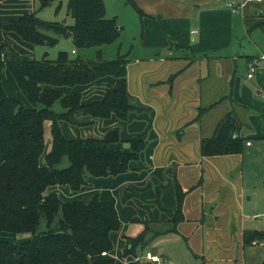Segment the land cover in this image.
I'll return each mask as SVG.
<instances>
[{"label":"crops","instance_id":"1","mask_svg":"<svg viewBox=\"0 0 264 264\" xmlns=\"http://www.w3.org/2000/svg\"><path fill=\"white\" fill-rule=\"evenodd\" d=\"M135 2L143 11L133 34L138 40L136 53L130 59L129 52L122 54L128 59L127 95L142 110L131 112L126 120L114 114L109 118L83 116L87 124L61 120L59 126L69 138H100L118 127L125 148L132 138L142 139L146 145L139 160L131 161L124 173L88 176L87 184L78 191L69 186H56L54 190L63 200L87 202L95 193L103 200L115 198L121 224L110 233L113 264H157L146 258V253L157 255L158 264H264V241H243L245 230L261 231V226L245 225L247 214L238 215L234 225L229 211V205L234 204L232 195L227 192L223 199L219 196L228 184L226 173L242 158L241 154L202 156L199 150L200 139L209 136L231 108L249 126L243 129L250 141L245 147L252 146V139L264 142V59L260 58L264 55V0ZM34 7V0H1L0 20L15 19L33 12ZM4 40L19 52L21 48L31 51V43L1 28L0 41ZM119 40L97 50L107 55L111 49L105 53L104 47L109 45L117 56L123 47ZM76 52L71 48V53ZM81 53L86 58L76 57L89 58L86 51ZM249 61L258 64L252 78L246 76ZM238 69H245V74H239ZM6 70L4 89L6 79L14 89L12 94L5 90L7 95L27 104ZM114 83V77L106 75L88 84L63 86L62 90L64 94L80 92L82 102L88 103L103 97ZM199 107L207 109L197 118ZM55 108L59 109L57 105ZM175 179L187 191L182 206L184 220L176 230L136 248L135 256L124 257V235L138 234L144 219L159 221L156 225L160 226L168 219L165 209H176ZM214 215L215 219L208 220Z\"/></svg>","mask_w":264,"mask_h":264},{"label":"trees","instance_id":"2","mask_svg":"<svg viewBox=\"0 0 264 264\" xmlns=\"http://www.w3.org/2000/svg\"><path fill=\"white\" fill-rule=\"evenodd\" d=\"M1 1V0H0ZM54 1L38 0L40 8ZM138 15L143 11L135 0H124ZM72 24L46 21L35 12L24 13L12 20H0V27L15 32L33 45H55L60 38H70L76 48L99 47L119 39L122 28L116 18L105 16L104 0H67ZM127 54L105 59L100 49L91 59L70 57L58 51L56 58L37 59L21 54L10 41H0V232L14 236L28 235L19 242L0 239V264H113L110 254L112 231L121 221L115 198L103 200L97 193L87 201L63 200L53 186H69L81 190L88 176H116L127 171L131 161L139 160L146 142L127 140L115 127L102 137H67L59 126L64 120L74 125L88 121L83 116L109 118L112 114L126 120L141 107L127 95ZM12 74L28 104L7 95L3 69ZM110 75L114 85L106 94L83 103L80 92L64 94L63 86L88 84ZM56 104L59 109H56ZM199 107L197 118L206 110ZM45 123L49 128V145L45 146ZM249 128L231 108L217 122L209 136L200 139L202 156L241 154L249 137ZM41 158L43 162H41ZM63 158L68 164L61 166ZM176 209H165L168 219L142 220L143 229L135 236L124 235V257L135 256L153 237L176 230L184 220L183 201L187 191L174 180ZM41 223L44 229L39 230ZM264 241V232L245 230V244ZM109 252L102 255L101 252Z\"/></svg>","mask_w":264,"mask_h":264},{"label":"rangeland","instance_id":"3","mask_svg":"<svg viewBox=\"0 0 264 264\" xmlns=\"http://www.w3.org/2000/svg\"><path fill=\"white\" fill-rule=\"evenodd\" d=\"M104 2L106 4L107 17L108 18L115 17L117 24L120 25L122 28L120 40L118 41V43H120L121 41L123 42V47L121 49L120 54L129 52L128 57L130 59L132 58L131 55H134L136 53L134 48L138 40L134 37L133 34L135 31H137L136 27H138L140 16L133 7L126 5L124 3V0H104ZM66 3L67 0H61V2L54 1L51 4L43 8H40L38 1L34 0L35 7L33 11L42 20L62 21L65 22L66 24H72L73 18L70 15H66ZM66 39L69 38H60L58 42L53 46L30 44L32 45L31 51L30 50L26 51L25 49L21 48L22 51H20V53L24 55L26 54L30 57H34L37 59H40L44 56L49 59H54L56 58L58 51L61 50L67 51L69 55L73 57L79 56L81 58H86L85 54L81 53L82 50L86 51L89 58L96 55V54L93 55V53H95L98 47H92V48L89 47L88 49L76 48L73 46L72 43H70L71 40H66ZM65 41H70V42H65ZM63 43H68V44L65 45L66 47L64 46L61 47ZM71 48L74 50V52L75 51L77 52L71 53ZM107 49H111L110 53H108L107 55L102 54V56L106 59L115 58L116 54L113 55L114 51L112 46L106 45L104 47L105 53L108 51ZM106 56H111V57L107 58ZM223 62L229 64L227 60H224ZM6 71L8 73L6 75L7 76L10 75V77L12 78L13 76H11L10 72L8 70ZM238 72L239 74L244 75L245 69H240V71L238 69ZM15 87L17 91L21 92V90L17 86ZM5 90H7L10 94L14 93V89L13 87H11L9 83H7V79L5 80ZM57 107L59 106L57 105ZM218 112L219 111L216 110V112L214 113L218 114ZM49 139H50L49 128H48V124L45 123V137H44L45 146L49 145ZM251 141H252V146L245 147L244 151L241 153V155H239L242 158L238 159L236 164L233 165V168L226 173V181L228 184L224 185L223 189L219 191V196L221 199H223L227 195V192H229L232 195L231 199L234 202V204L231 203L232 205H229V211L232 212V215L230 216V220L233 222L234 225L238 221V215L245 217L247 214V218H244L246 221L244 222V224L250 227L253 225L261 226L258 228H262L264 232V142L262 143L254 139H252ZM128 147L129 146L127 145L126 148ZM41 162H43L42 158H41ZM61 164H62L61 166L67 165L68 159L63 158ZM171 178L173 177L171 176ZM54 189H57V187L56 186L50 187L49 191H55ZM235 208L236 210H234ZM215 218L216 216L214 215L213 217H208V220ZM42 229H44V223H41L39 227V230ZM27 236L28 235L26 234L25 235L18 234L14 236L9 232H0V239L9 240L12 242H19L20 240L26 238ZM147 244H149V242ZM147 247L150 248V245Z\"/></svg>","mask_w":264,"mask_h":264},{"label":"built area","instance_id":"4","mask_svg":"<svg viewBox=\"0 0 264 264\" xmlns=\"http://www.w3.org/2000/svg\"><path fill=\"white\" fill-rule=\"evenodd\" d=\"M228 6L231 7L232 9H235V6L232 3H228ZM260 58L264 59V55L261 56ZM257 66H258V64L253 62V61L248 62V70L246 73L247 78H252ZM246 144L249 145L250 141H246ZM101 254L106 255V254H109V252L102 251ZM145 256H146V258H148L151 261L156 262L158 264L159 257L157 255H151L150 253H146Z\"/></svg>","mask_w":264,"mask_h":264}]
</instances>
